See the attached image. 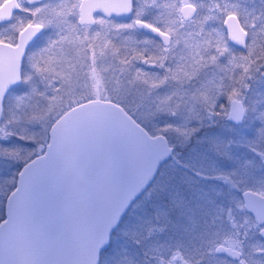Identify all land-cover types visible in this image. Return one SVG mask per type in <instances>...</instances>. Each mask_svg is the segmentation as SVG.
<instances>
[{
	"label": "snow or ice",
	"instance_id": "1",
	"mask_svg": "<svg viewBox=\"0 0 264 264\" xmlns=\"http://www.w3.org/2000/svg\"><path fill=\"white\" fill-rule=\"evenodd\" d=\"M0 264H264V0H0Z\"/></svg>",
	"mask_w": 264,
	"mask_h": 264
},
{
	"label": "flooded vegetation",
	"instance_id": "2",
	"mask_svg": "<svg viewBox=\"0 0 264 264\" xmlns=\"http://www.w3.org/2000/svg\"><path fill=\"white\" fill-rule=\"evenodd\" d=\"M101 15H103V13H101ZM113 18H114L115 22H118V23L127 22V21L123 20L121 17H117L115 13H113Z\"/></svg>",
	"mask_w": 264,
	"mask_h": 264
}]
</instances>
